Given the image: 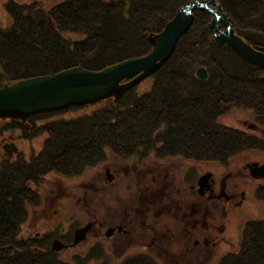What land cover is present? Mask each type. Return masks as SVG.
<instances>
[{"label": "trees", "instance_id": "16d2710c", "mask_svg": "<svg viewBox=\"0 0 264 264\" xmlns=\"http://www.w3.org/2000/svg\"><path fill=\"white\" fill-rule=\"evenodd\" d=\"M191 1L62 0L45 10L7 0L12 23L0 25V87L76 66L101 70L144 56L153 47L150 36ZM217 1L236 32L264 51V0ZM212 18L195 9L191 28L142 93L133 88L117 102L104 99L92 104L91 112L70 118L49 119L60 112L54 111L26 121L0 120L5 123L1 131L23 128L26 138L47 134L41 151L29 160H0V264H67L51 249L49 234L41 239L21 235L27 204L39 202L29 183H40L48 172L77 176L110 153L138 161L153 154L228 165L242 151L264 149L261 137L220 121L230 110L244 107L264 127V67L219 43ZM201 66L209 74L205 80L196 73ZM255 196L264 201V185ZM91 254L88 261L95 257L93 248ZM102 264L161 263L138 254ZM217 264H264V216L245 223L237 251Z\"/></svg>", "mask_w": 264, "mask_h": 264}, {"label": "rangeland", "instance_id": "374dc122", "mask_svg": "<svg viewBox=\"0 0 264 264\" xmlns=\"http://www.w3.org/2000/svg\"><path fill=\"white\" fill-rule=\"evenodd\" d=\"M6 1L0 0V25L3 27L12 23V17L5 7ZM15 1L27 4L38 3L46 10L62 0ZM152 82V76L145 78L136 86V91L142 93L148 90ZM95 107L96 105H88L62 110L49 119L78 116L91 112ZM220 121L225 125L245 130L264 139V127L256 123L255 115L249 108L236 107L222 115ZM4 124L3 121H0V129ZM20 130L24 129L3 130L0 136H6L8 140L15 141L28 157L33 152L38 153L43 147L47 134L43 132L34 139L26 140L20 137ZM5 153L9 152L0 148V154ZM136 160L135 157L118 158L110 153L105 161L88 168L81 175L68 177L55 172L48 174L38 187L40 202L43 203L29 205V217L21 228V235L35 236L36 232H40V234L52 232L54 235L60 234L64 230L68 236H71L75 227L87 223L89 219L98 217L99 213L117 215L119 219H122L124 214L128 216L134 208L140 205L150 206L149 219L156 221L154 209L157 208L156 203L159 202L161 197L159 192L162 189L163 202L168 206L167 210H163V213L174 212L170 216H174L175 213L176 216L170 219L171 217L167 213L163 215L160 213L157 221V224L160 222V225L156 227V230L180 229L181 222L186 220L185 211L191 209L189 203L192 201L190 187L179 177L173 179L170 176L169 170L173 171V169L177 170L175 172L177 175H184L188 181L197 179L202 173L210 171L215 180L216 193H219L224 179L227 191L232 195L230 198L232 203L225 206L226 201L223 196L198 195L196 217L199 226L197 231L196 229L194 231L193 240H189L191 238L189 233L185 235L184 239H180L183 234H178L179 238L170 241L166 238L162 242L163 248H172L174 252L171 254L165 250L160 253V257L153 254L159 263L217 264L229 251H237L244 224L264 216V201L258 200L255 196L257 188L264 185V180L254 179L247 167L245 168L254 161L264 163V149L242 151L234 156L228 165L215 161H194L183 158L169 159L167 163H162L155 159V155L151 154L143 161H146L143 164L144 169H139L134 164ZM107 166L111 168L110 173L113 176L111 181L107 179ZM140 170L141 172H139ZM241 193H244L243 198ZM150 199L152 203H150ZM184 200L187 203L183 204ZM178 205L180 210L176 212ZM224 224L225 227L222 228ZM96 234L98 235L97 230L91 233L90 238L78 249L62 252L59 258L71 256L73 253L78 254L81 250L93 247L96 258L91 260L90 264H99L100 261L116 263L128 253L130 256L132 253L141 252L140 247L136 246V241L135 244L131 241L125 243L127 240L124 242L123 237L116 242H114L115 240L107 241L105 236L100 237ZM50 237L49 239H51ZM204 238L210 240V243L205 244ZM197 239L202 242L195 245L194 241ZM182 242H185L183 245L188 244L190 249L185 250L179 246L173 248ZM180 251L183 252L182 256Z\"/></svg>", "mask_w": 264, "mask_h": 264}, {"label": "water", "instance_id": "95a60500", "mask_svg": "<svg viewBox=\"0 0 264 264\" xmlns=\"http://www.w3.org/2000/svg\"><path fill=\"white\" fill-rule=\"evenodd\" d=\"M213 15L211 26L216 40L231 47L246 61L264 67V51L255 48L234 29L217 0H194L181 7L166 23L164 29L150 36L151 51L140 57L130 58L101 70L81 66L45 74L0 87V118L26 120L42 112H53L102 101L113 97L117 102L145 78L157 72L172 56L179 39L191 28L195 9ZM197 76L205 80L209 74L205 67L197 69ZM129 78V79H128ZM126 79V80H125ZM253 177L264 176V164L249 165ZM211 174L201 177L203 187ZM108 179H112L109 174ZM90 224L75 230L74 243L83 240ZM68 245L54 239L52 249L61 250Z\"/></svg>", "mask_w": 264, "mask_h": 264}, {"label": "flooded vegetation", "instance_id": "af4514ba", "mask_svg": "<svg viewBox=\"0 0 264 264\" xmlns=\"http://www.w3.org/2000/svg\"><path fill=\"white\" fill-rule=\"evenodd\" d=\"M18 129H20V128H18ZM2 133H3V131L0 132V135ZM20 137L23 139H26V140H31V139L25 138L22 134V131H21ZM0 138H1L0 139V148H2L4 151L9 152V153H5L3 155L0 154L1 155L0 160L3 158H18L20 156V154L25 153L24 151H22L19 148V146L16 144L15 141L8 140L6 136H0ZM32 139H34V138H32ZM12 155H15V156H12ZM155 159L162 162V163H167V160H169V159H178V158L177 157H167V158H156L155 157ZM139 161L137 159L136 161H134V164L136 165L137 168L144 169L145 166H143V164L146 161L145 162H143L144 160H142L140 162ZM246 167H247V170L250 171L249 166L247 165V166H245V168ZM110 170H111V168L109 166H107L106 167L107 175L108 174L111 175ZM176 171H177L176 169H173V171L169 170L170 176H172L173 179H177L179 177L182 182H185L186 185L190 187V195H191V201H192L189 203V207L191 209L189 211H185L184 217L186 218V220L181 222L180 229L174 230L173 228H170V229H164L163 228V231H157L156 230V227L158 225H160L159 224L160 222L157 224L158 217H159L160 213H161V215L167 213L168 216L174 214V212L163 213V210H167L168 206L165 205L166 204L165 202H163V197H162V190L163 189L162 190L160 189L161 191L159 190L160 191L159 194L161 197L159 198V202L156 203L157 208L154 209V212H156V215H155L156 221L149 219L150 218V211H151L150 206L144 207V205L143 206L140 205V206H137L136 208H134L132 210V213L128 214V216H127V214L126 215L124 214L122 219H119L117 215L111 216L109 214L106 215L105 213H102V214L99 213L98 217H96L94 219H89L87 221V223L78 226V227H83L86 224H90V229L87 230L84 239L80 240L78 243H74L75 230L78 227H75L76 229L74 228L75 230L73 231V234L71 236H68V233H66L64 230H62L63 232L61 231L60 234H57V233L54 234L55 236L50 234V236H52L51 237L52 239H50L49 242H52V240L57 238V239H60L64 244L68 245L67 247L62 248L61 250H54L53 249L55 255H57L58 257L59 256L61 257L60 254L62 252H67V251H70L72 249H78L82 245V243H85L90 238L91 233H94L96 230L98 231V235L100 237L105 236L107 241L115 240L114 242H116L121 237H123V241L127 240V242L124 241L125 243H128L129 241H131L135 244V241H136V246L140 247L141 250L140 249L139 250L141 252L132 253V255H134V254H150L152 257H154L153 254H155V255H158L160 257V253L164 252L165 250L168 253L172 254L174 252L172 250V248H169V249H166V247L163 248L164 245L162 242L165 241L166 238H168V241H170L172 239L179 238L178 234H183V236L180 239H184L185 235L189 233V237H191L189 240L192 241L194 238V237H192L194 235V231H195V229L197 231V227L199 226V223H197L198 220L196 217V213L198 211L197 196L200 194H202L204 196H209V197H212V196L222 197L223 196L225 198V201H226L225 206H228L229 203H232V201H230V198L232 197V195L227 191V187H226V183H225L224 179H223V182L221 184V188L219 190V193L215 192V187H214V181L215 180L213 177H211L209 179V182L207 183V185L204 186V188H202V190L199 188L198 180L200 179V177L204 176L205 174L209 173L210 171H208L207 173H202L200 176L197 177V179H193L190 181L186 180V178H184V175H182V174L177 175L175 173ZM139 172H141V170ZM129 174H130V172H129ZM254 179L264 180V176H259V177L254 178ZM111 180H113V176H112ZM108 181H109V179H108ZM29 185H31V187L38 193L39 183L37 184V183H34L33 181H30ZM241 195L243 198L244 193H241ZM151 201L152 200L150 199V203H152ZM241 201H243V200H241ZM241 201H240V203H242ZM41 203H43V202L39 201L37 204H41ZM184 203H187V201L184 200L183 204ZM28 204H34V203H28ZM179 205L177 206L176 212H178L180 210ZM174 216H176V213ZM174 216H170L171 217L170 219H173ZM191 216H193V217L191 218ZM107 219H110V220L108 221ZM223 227H225V224H224V226H222V228ZM47 233L48 232H44V233L40 234V232H36L35 236L29 235V237L31 239H41ZM203 241L205 244L210 243V240H208L207 238H204ZM194 242L196 245V244L202 242V240L197 239ZM183 243H185V242L177 244V246H174L173 248H176L179 246L180 248L185 249V250L190 249L188 244L183 245ZM214 245H215V243H214ZM92 248L88 247L85 250H81V252L78 254L73 253V255H71V256H67L65 258L62 257V260H64V262H66L67 264H90L89 262H91V260L88 261L87 257L88 258H89V256L92 257V254H91ZM38 249L42 250V248H38ZM180 253L182 256L183 252L180 251ZM100 256H101V254H100ZM128 257H129V253L126 254L123 258H121L118 261V263L125 261V259H127ZM95 258H96V255L92 259H95ZM103 262L104 261H100L99 264H102ZM170 263L171 262H164V264H170ZM177 264H179V263L177 262Z\"/></svg>", "mask_w": 264, "mask_h": 264}]
</instances>
